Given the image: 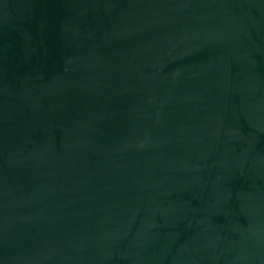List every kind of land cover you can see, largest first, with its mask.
I'll return each mask as SVG.
<instances>
[{
    "label": "water",
    "instance_id": "1",
    "mask_svg": "<svg viewBox=\"0 0 264 264\" xmlns=\"http://www.w3.org/2000/svg\"><path fill=\"white\" fill-rule=\"evenodd\" d=\"M0 264H264V0H0Z\"/></svg>",
    "mask_w": 264,
    "mask_h": 264
}]
</instances>
